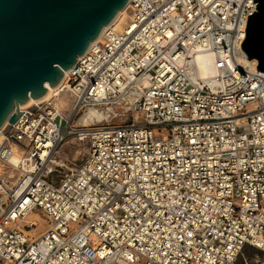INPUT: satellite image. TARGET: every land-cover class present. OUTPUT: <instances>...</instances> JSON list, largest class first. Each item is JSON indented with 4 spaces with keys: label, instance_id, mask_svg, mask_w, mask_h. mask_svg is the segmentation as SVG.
Masks as SVG:
<instances>
[{
    "label": "built area",
    "instance_id": "2783aa9c",
    "mask_svg": "<svg viewBox=\"0 0 264 264\" xmlns=\"http://www.w3.org/2000/svg\"><path fill=\"white\" fill-rule=\"evenodd\" d=\"M253 1L130 0L122 30L105 28L53 96L20 108L0 143V264L264 251V72L241 46ZM90 109L104 120L76 126ZM72 136L82 159L69 167L58 154Z\"/></svg>",
    "mask_w": 264,
    "mask_h": 264
},
{
    "label": "water",
    "instance_id": "95a60500",
    "mask_svg": "<svg viewBox=\"0 0 264 264\" xmlns=\"http://www.w3.org/2000/svg\"><path fill=\"white\" fill-rule=\"evenodd\" d=\"M241 46L264 72V0ZM130 0H0V130L57 87Z\"/></svg>",
    "mask_w": 264,
    "mask_h": 264
},
{
    "label": "rangeland",
    "instance_id": "374dc122",
    "mask_svg": "<svg viewBox=\"0 0 264 264\" xmlns=\"http://www.w3.org/2000/svg\"><path fill=\"white\" fill-rule=\"evenodd\" d=\"M127 20V16L126 13L122 15V19L119 22V24L117 26H115V28H119L121 27V24L126 22ZM60 97H64L66 98V100L69 101V103L71 102V98L68 94H60L59 97L56 98V102H58L57 100L60 99ZM66 115H69V111L65 112ZM78 117L75 119V122L77 123ZM77 126V125H76ZM79 141L75 136L70 137L65 143H63L60 148H59V154L58 156L61 159H66L67 161H69V164H71L72 167L73 164H78L80 162V160L82 159V155H79ZM21 154H16L15 155V159L16 161H18L17 159H20ZM14 159V161H15ZM15 161V162H16ZM3 169L5 170V168H3L0 165V175H1V170L3 171ZM68 170V169H67ZM13 173V172H12ZM16 173V172H15ZM20 172H17V174H15L16 176H19ZM35 216L37 217L36 213H33ZM29 220V218H28ZM40 219L38 218V221ZM46 227L45 222H40L39 226L32 230V234L38 235L40 232H42ZM238 261L240 264H262L264 263V251L252 246H246L245 248H243L242 252L239 255Z\"/></svg>",
    "mask_w": 264,
    "mask_h": 264
},
{
    "label": "bare ground",
    "instance_id": "6f19581e",
    "mask_svg": "<svg viewBox=\"0 0 264 264\" xmlns=\"http://www.w3.org/2000/svg\"><path fill=\"white\" fill-rule=\"evenodd\" d=\"M125 13H126L127 20H128L127 7H126V8H124L123 10H121V11L118 13V15H117L116 18L113 20V22H112L110 25H108L107 27H108V28H109V27H113V28L116 29V30H122V28H123V26L126 24L127 20H126V22H124V23L121 24V27H119V28L116 27V28H115V26H117V25L119 24V22H120L121 19H122V15L125 14ZM107 27H106V28H107ZM102 36H103V33L99 36V38H98L96 41H94V42L92 43V45H94L96 42H99V40H101ZM92 45H91V46H92ZM68 72H69V71H66L64 78L62 79L61 83H60L57 87L52 88L49 84H46L48 90H50V91H49L48 95H47L45 98H43L42 100H46V99L50 98L51 96H53L54 92H56V91L59 90V88L61 87V84H62L63 81L65 80V78H66V74H67ZM30 100L32 101L31 104H33V103L36 102L33 98H30ZM40 101H41V100H40ZM57 101H58V102H56L57 105L59 106V108H61V109L64 111V113H65L66 111H69V110L71 109V102L69 103V101L66 100V98H64V97H60V99L57 100ZM31 104H30V105H31ZM30 105H29V106H30ZM104 118H105L104 114H102L100 111H96V110H94V109H90L89 111H87V112L85 113V115H83L81 118L78 119L76 125H77V126H83V125H86V124L91 123V122H101L102 120H104ZM4 128H5V127H4ZM4 128H3V129H4ZM3 129L0 130V143H1V141H2V133H3ZM59 152H60V151H59ZM18 155H19V154H18ZM14 159H15V158H14ZM17 160H19V159H17ZM15 161H16V159H15ZM1 172H2V170H1ZM34 216H35V215H34L33 213H31V214L28 216L30 222H32V221H38V218L41 220V217H40L38 214H37L38 218H37V217H34ZM260 264H261V263H260ZM262 264H264V263H262Z\"/></svg>",
    "mask_w": 264,
    "mask_h": 264
}]
</instances>
